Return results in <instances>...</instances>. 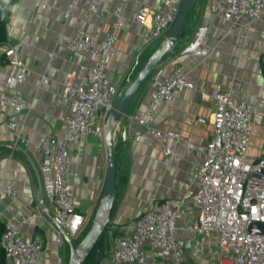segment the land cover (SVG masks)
<instances>
[{
  "label": "crops",
  "instance_id": "1",
  "mask_svg": "<svg viewBox=\"0 0 264 264\" xmlns=\"http://www.w3.org/2000/svg\"><path fill=\"white\" fill-rule=\"evenodd\" d=\"M97 1L103 10L101 14L93 13L85 18L83 3L76 0L72 14L64 18L69 0H16L8 7L5 19L8 45L16 47L28 70L23 82L15 87L26 100V110L13 115L9 107L0 106V184H11L17 191L15 197L0 202V228L8 222L21 235L39 240L44 247L39 264H63L69 247L65 240L62 245L56 244L47 226L50 215L45 200L42 208L37 205L32 167L38 172L40 154L34 147L42 139L61 135L63 116L69 108V99L62 87L65 74L78 73L92 65L87 51L70 55L65 48L66 40L75 33L102 38L114 21L112 11L117 0ZM217 1L195 0L182 36L175 39L157 68L167 73L174 67H181L194 85L193 89L173 93L171 99L159 106L153 121L162 132L171 131L186 140L188 147H181L165 134L160 139L146 136L138 141L133 138L135 126L131 116L147 102L149 90L146 86L138 91L126 115L113 130L116 175L120 176V184L99 264H112L108 258L112 247L118 239L129 236L133 221L151 201L179 198L189 186L190 163L203 157L204 148L212 139L210 114L214 102L211 96L216 86L230 89L236 100L247 102L256 110L247 157L256 158L264 149V13L252 23L242 18L236 26L230 27L231 23L212 10ZM155 3L156 0H129L125 4L121 27L116 31L114 56L106 75L109 83L121 87L131 77L135 55L140 52L139 61H142L160 44L165 34L147 41L143 28L134 20L140 7H151ZM198 24L207 26L204 44L210 52L203 60L180 53ZM4 47H0V56ZM16 73L17 68L7 64L5 58L0 60V97L10 92L3 85L4 78ZM41 76L47 79L45 84L40 83ZM199 117L205 122H199ZM12 120L23 124L22 136L27 145L15 142V131L8 126ZM163 146L170 148L175 157L164 155ZM70 156L66 181L71 186L76 211L90 215L89 226L102 198L106 174L104 144L99 146L95 137L87 135L77 147L71 148ZM189 205L196 215L197 208ZM35 210L45 220L41 216L29 218ZM176 236L181 240V264L201 263L208 238L192 241L183 232H176ZM213 254L215 250L210 251L206 259ZM158 257L166 264H175L170 253H161Z\"/></svg>",
  "mask_w": 264,
  "mask_h": 264
},
{
  "label": "built area",
  "instance_id": "2",
  "mask_svg": "<svg viewBox=\"0 0 264 264\" xmlns=\"http://www.w3.org/2000/svg\"><path fill=\"white\" fill-rule=\"evenodd\" d=\"M75 1L69 0L64 18L72 14ZM81 1L85 18L103 12L97 0ZM128 1L117 0L112 11L114 21L102 38L75 33L66 40L65 48L70 55L87 51L92 65L78 73L65 74L62 87L69 99V108L63 116L61 135L42 139L34 147L40 154L38 174L50 215L47 226L57 245L63 244V234L71 241L76 239L90 219L89 214L76 211L71 186L66 181L70 150L87 135L95 137L99 146L104 144V123L120 88L109 83L106 75L118 39L116 31L121 27L122 11ZM180 3L181 0H156L153 6L136 11L134 20L143 28L147 41L167 32ZM212 10L234 27L242 18H247L249 23L259 18L264 13V0H218ZM206 33L207 26L198 24L180 53L205 59L210 52L204 44ZM3 55L7 64L17 68V73L4 78L3 85L10 92L0 97V106H7L13 115H18L26 110L27 104L15 87L23 82L28 68L15 46L6 45ZM139 56L140 52L133 59L131 73L140 66ZM46 82L41 76L40 83ZM144 86L149 90L148 100L131 116L135 126L133 138L138 141L146 136L160 139L165 134L187 148L186 140L171 131L162 132L153 121L162 103L175 92L193 89V83L177 66L167 73L155 70ZM211 97L214 102L210 114L212 139L205 146L203 157L190 163L189 186L179 198H164L147 205L133 221L129 236L118 239L109 252L112 264H166L158 257L161 253L172 254L175 264H181V240L176 232L186 233L192 241L213 237L217 264H264V233L249 229L252 223H264V149L256 158L249 159L246 155L256 110L251 104L236 100L230 89L220 86L214 88ZM198 121L204 123L205 119L199 117ZM8 126L15 131V142L27 145L22 136L23 124L12 120ZM161 150L164 155L175 157L170 148L163 146ZM16 195L13 185L0 184V202ZM189 204L197 208L196 215ZM37 216L45 220L37 210L29 214V218ZM0 247L4 264H39L44 252L39 240L21 235L8 222L3 224Z\"/></svg>",
  "mask_w": 264,
  "mask_h": 264
},
{
  "label": "water",
  "instance_id": "3",
  "mask_svg": "<svg viewBox=\"0 0 264 264\" xmlns=\"http://www.w3.org/2000/svg\"><path fill=\"white\" fill-rule=\"evenodd\" d=\"M195 0H181L178 13L175 20L163 36L160 44L151 52V54L138 67L134 75L129 81L123 84L115 97L114 105L109 112L104 127V150L106 158V174L102 190V198L99 206L91 219V224L88 230L74 245L73 242L63 234V239L66 241L68 251V264H81L83 259L94 248L99 236L108 226L110 211L113 205L115 196L119 191L120 176L116 175V163L113 151L112 134L119 119L126 115V112L131 105L135 95L146 81V79L159 67L161 59L166 51L172 46L177 37L182 36V29ZM35 176V199L39 208L43 207V197L39 175L35 167H32ZM117 186V187H116ZM253 232L264 233V223H252L249 227ZM102 252L96 251V261L101 260Z\"/></svg>",
  "mask_w": 264,
  "mask_h": 264
},
{
  "label": "trees",
  "instance_id": "4",
  "mask_svg": "<svg viewBox=\"0 0 264 264\" xmlns=\"http://www.w3.org/2000/svg\"><path fill=\"white\" fill-rule=\"evenodd\" d=\"M15 1L16 0H0V47L4 46V45L5 46L8 45L6 34H5V19H6L7 14H8V7L11 4H13ZM183 30H184V27L182 29V33H183ZM151 52H149V53L151 54ZM147 57H144L142 59V61H140V65L144 62L143 60H145ZM4 58L5 57H4L3 53H2V55L0 56V60L2 61ZM134 73H135V71L131 74V77L134 75ZM144 83L141 86V88L144 86ZM113 210H114V204L112 205V208H111V211H110V215L113 213ZM88 228H89V226H87L86 229L82 232L83 235L88 230ZM108 229L109 228L107 226L103 230V232L99 236L94 248L89 252L88 255L85 256V258L83 259L81 264H99L100 261L99 262L96 261V251L100 250L102 253L104 252V249H105V238H106ZM2 231H3V225L0 228V235H1ZM82 236H79L75 241H72L73 244L75 245L80 240V238ZM0 264H4V255H3V251L1 249V247H0Z\"/></svg>",
  "mask_w": 264,
  "mask_h": 264
},
{
  "label": "rangeland",
  "instance_id": "5",
  "mask_svg": "<svg viewBox=\"0 0 264 264\" xmlns=\"http://www.w3.org/2000/svg\"><path fill=\"white\" fill-rule=\"evenodd\" d=\"M90 224H91V222H90ZM213 250H215V239L214 238L213 239L208 238L207 243L203 247V250H202V255H203L202 259H201L202 262L199 264H217V258H216V255H214V254L209 259H206V256H209L210 251H213ZM63 264H68V253L65 254Z\"/></svg>",
  "mask_w": 264,
  "mask_h": 264
}]
</instances>
